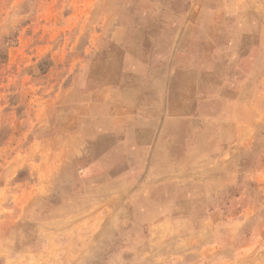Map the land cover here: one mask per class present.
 Here are the masks:
<instances>
[{
	"label": "crops",
	"instance_id": "0c3cea01",
	"mask_svg": "<svg viewBox=\"0 0 264 264\" xmlns=\"http://www.w3.org/2000/svg\"><path fill=\"white\" fill-rule=\"evenodd\" d=\"M83 3L84 10L101 11L99 32L83 51L87 71L83 68L80 80L61 91L59 101L50 100L51 113L37 117L43 134L30 147L37 156L36 189L23 197L25 212L0 223L10 240L25 245L52 244L57 236L103 221L105 213H58L55 207L36 213L38 203L54 200L59 185H74L65 178L67 170L80 166L132 174L160 169L171 171L170 179L188 170L194 184L209 181L217 193L224 180L230 186L244 184L227 183L243 169L244 155L264 153L255 141L264 120V0L225 4L221 19L226 32L221 35L205 27L206 21L217 25L223 3L215 0ZM84 139H95L96 145L84 146ZM91 147L97 150L95 162L90 161ZM205 155L207 166L201 163ZM33 160L12 161L4 174L30 169ZM125 175H103L98 184H121ZM83 178L82 183L91 184Z\"/></svg>",
	"mask_w": 264,
	"mask_h": 264
},
{
	"label": "rangeland",
	"instance_id": "374dc122",
	"mask_svg": "<svg viewBox=\"0 0 264 264\" xmlns=\"http://www.w3.org/2000/svg\"><path fill=\"white\" fill-rule=\"evenodd\" d=\"M83 1L0 0L1 224L25 212L23 197L32 196L36 189L37 156L30 147L43 134L37 117L49 113L50 100L59 101L61 91L80 80L83 68L87 71L83 51L99 32L101 11L82 9ZM215 1L223 3L217 9V25L206 21L205 27L209 25L207 32L217 28L221 35L226 32L221 19L225 4L236 6L248 0ZM78 126L83 128L82 121ZM255 141L264 149V120L259 122ZM83 144L96 145L95 139H84ZM95 148H90L91 162L97 160ZM22 157H33L30 169L4 174L12 161ZM201 160L208 165L207 155ZM240 167L235 173L239 179L235 176L227 183L244 184L230 186L224 180L217 193L209 181L194 184L187 178L188 170L184 177L171 179V171L160 169L132 174L86 171L80 166L67 170L65 178L74 185H59L54 200L41 207L38 203L36 213L49 207L58 213H105L103 221L67 237L57 236L48 245L10 240L9 231L1 228L0 264H74L77 260H86L84 264H264V153L244 155ZM124 173L121 184H98L103 175L114 178ZM83 177L90 178L91 184L82 183Z\"/></svg>",
	"mask_w": 264,
	"mask_h": 264
}]
</instances>
